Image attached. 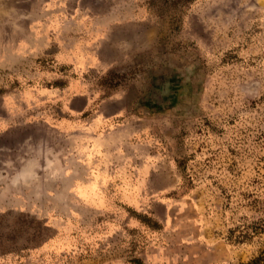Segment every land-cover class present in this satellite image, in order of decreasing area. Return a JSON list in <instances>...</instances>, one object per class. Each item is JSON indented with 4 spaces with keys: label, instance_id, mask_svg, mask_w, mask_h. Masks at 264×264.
Instances as JSON below:
<instances>
[{
    "label": "rangeland",
    "instance_id": "1",
    "mask_svg": "<svg viewBox=\"0 0 264 264\" xmlns=\"http://www.w3.org/2000/svg\"><path fill=\"white\" fill-rule=\"evenodd\" d=\"M0 264H264V0H0Z\"/></svg>",
    "mask_w": 264,
    "mask_h": 264
}]
</instances>
